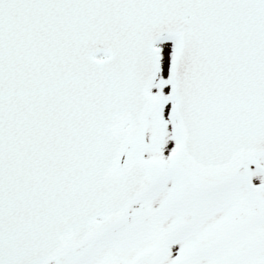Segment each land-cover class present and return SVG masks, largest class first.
Masks as SVG:
<instances>
[{
  "label": "snow or ice",
  "instance_id": "snow-or-ice-1",
  "mask_svg": "<svg viewBox=\"0 0 264 264\" xmlns=\"http://www.w3.org/2000/svg\"><path fill=\"white\" fill-rule=\"evenodd\" d=\"M0 264H264V0H0Z\"/></svg>",
  "mask_w": 264,
  "mask_h": 264
}]
</instances>
